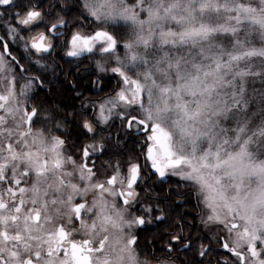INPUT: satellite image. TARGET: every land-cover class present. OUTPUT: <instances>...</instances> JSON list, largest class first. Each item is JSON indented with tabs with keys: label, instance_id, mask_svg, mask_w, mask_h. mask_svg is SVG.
Returning a JSON list of instances; mask_svg holds the SVG:
<instances>
[{
	"label": "snow or ice",
	"instance_id": "1",
	"mask_svg": "<svg viewBox=\"0 0 264 264\" xmlns=\"http://www.w3.org/2000/svg\"><path fill=\"white\" fill-rule=\"evenodd\" d=\"M0 264H264V0H0Z\"/></svg>",
	"mask_w": 264,
	"mask_h": 264
},
{
	"label": "flooded vegetation",
	"instance_id": "2",
	"mask_svg": "<svg viewBox=\"0 0 264 264\" xmlns=\"http://www.w3.org/2000/svg\"><path fill=\"white\" fill-rule=\"evenodd\" d=\"M51 0H45V3H50ZM56 55V60L60 64V67L65 70L64 74H61L59 70L56 71V75L53 76L51 70L48 73V77L51 80L49 85H46L41 91L40 95L43 99H45L49 104L62 106V110L72 111L74 108L78 109L80 107V99L76 97L71 85L72 83L77 82L78 80L82 82L83 87L80 89L84 94L90 98H96V89L92 87L89 76L92 68L94 67V62L91 60H87L84 62L83 67L79 72H73L72 76L69 79H65V76L68 71L75 68V65L66 64L64 60L59 58V54ZM72 59V58H68ZM51 62V61H49ZM95 76H91V80H95ZM107 80L105 81L104 87L111 88L112 84ZM72 94L71 98L66 97V94ZM100 95H103L101 93ZM71 119V117H70ZM68 131L75 135L73 131V125L69 124ZM128 147L131 148V141H128ZM123 147V145H121ZM175 177L170 178L171 181H175ZM174 186V183H173ZM168 185H165V189L167 190ZM159 190V189H157Z\"/></svg>",
	"mask_w": 264,
	"mask_h": 264
},
{
	"label": "trees",
	"instance_id": "3",
	"mask_svg": "<svg viewBox=\"0 0 264 264\" xmlns=\"http://www.w3.org/2000/svg\"><path fill=\"white\" fill-rule=\"evenodd\" d=\"M74 93H75V92H74ZM71 96H73V93H72V94H71V93H70V94H69V93L66 94V97H68V98H71Z\"/></svg>",
	"mask_w": 264,
	"mask_h": 264
}]
</instances>
